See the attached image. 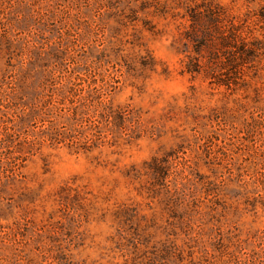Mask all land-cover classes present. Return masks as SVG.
<instances>
[{"label":"rangeland","instance_id":"obj_1","mask_svg":"<svg viewBox=\"0 0 264 264\" xmlns=\"http://www.w3.org/2000/svg\"><path fill=\"white\" fill-rule=\"evenodd\" d=\"M0 264H264V0H0Z\"/></svg>","mask_w":264,"mask_h":264}]
</instances>
